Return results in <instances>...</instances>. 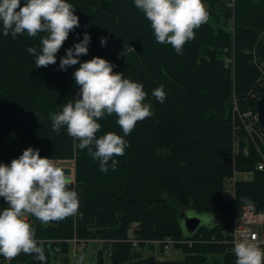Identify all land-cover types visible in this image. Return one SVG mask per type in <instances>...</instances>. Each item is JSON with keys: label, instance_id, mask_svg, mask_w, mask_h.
Wrapping results in <instances>:
<instances>
[{"label": "trees", "instance_id": "trees-1", "mask_svg": "<svg viewBox=\"0 0 264 264\" xmlns=\"http://www.w3.org/2000/svg\"><path fill=\"white\" fill-rule=\"evenodd\" d=\"M70 2L80 27L70 32L55 64L36 67L35 56L27 51L29 46L39 51L44 33L25 32L15 38L0 33V161L10 163L29 146L41 149L42 157H59V151L69 149L72 141L66 126L54 131L47 114L62 110L78 96L73 72L79 64L62 71L59 56L85 31L91 42L81 60L100 56L120 71L128 68L127 59L142 55L155 65L148 76L137 71L124 75L144 83L153 115L138 121L127 134L130 144L121 162L122 156L115 157L118 166L88 182L72 221L67 220L58 232L33 217L37 238L48 239L43 241L44 263L48 264L49 250L65 253L68 248L62 240L49 238L64 237L100 241L108 251V264H150V257L142 258L125 241L131 224L138 222L134 234L139 240L169 236L184 241L179 248L185 257L161 264H235L231 238L222 234L228 232L233 212L232 204L223 200L224 180L231 179L235 170L253 171L251 180L235 183V204L249 203L245 198H250L257 209H264V173L255 168L259 155L233 112L236 108L254 112L263 91L264 47L258 43L260 30L254 24L264 25V0H204L209 18L195 29V38L185 43L182 55L170 43L157 42L150 21L133 0ZM102 36L108 37L107 46L101 45ZM160 84L166 92L162 103L151 95ZM116 118L107 114L98 118L97 137L114 132L108 121ZM115 132L125 135L122 127ZM85 152L78 148L79 154ZM91 161L85 155L83 163ZM107 187L110 195L91 196ZM6 206L0 197V208ZM180 208L216 220L189 235L177 217ZM36 262L33 253L21 252L10 259L0 256V264Z\"/></svg>", "mask_w": 264, "mask_h": 264}, {"label": "clouds", "instance_id": "clouds-1", "mask_svg": "<svg viewBox=\"0 0 264 264\" xmlns=\"http://www.w3.org/2000/svg\"><path fill=\"white\" fill-rule=\"evenodd\" d=\"M145 14L159 43H170L182 55L187 41L195 38V29L206 22L209 12L204 0H133ZM70 0H0V33L15 38L17 34L40 36L39 51L27 48L35 56L36 67L55 64L58 53L71 31L80 27V18ZM79 36L80 34L77 33ZM91 35L85 31L82 39L65 49L59 56V68L67 71L79 64L73 72L78 96L63 104L62 110L52 114V129L59 132L66 126L70 136L78 139L79 149L87 148L99 168L107 172L118 166L116 156H122L130 142L125 138L137 122L153 115L151 101L144 83L114 71L117 65L106 58L88 54ZM108 37L100 43L107 46ZM161 103L166 99L164 85L151 92ZM115 112L124 136L107 132L97 137L101 128L98 118ZM94 146V147H93ZM41 149L29 146L10 163L0 161V197L7 206L0 208V256L10 259L21 252L33 253L34 259L46 260L43 241L38 239L28 214L43 222L60 220L75 214L80 196L68 185L73 178L67 169L50 157H42ZM111 160V164L108 162ZM251 203L250 198H245ZM235 264H264V248L240 238L233 241Z\"/></svg>", "mask_w": 264, "mask_h": 264}, {"label": "rangeland", "instance_id": "rangeland-1", "mask_svg": "<svg viewBox=\"0 0 264 264\" xmlns=\"http://www.w3.org/2000/svg\"><path fill=\"white\" fill-rule=\"evenodd\" d=\"M259 7V6H258ZM264 8V7H263ZM218 25H220L218 23ZM256 27L259 28V38L258 40H261L264 37V25L262 24H254ZM256 44V43H255ZM257 45V44H256ZM11 61L14 60L13 56L11 57ZM127 66L125 70H120L124 72V75H127L130 72H140L141 74H146L147 76L152 74V68L155 67V65L150 64L148 57L145 56L143 57L142 55H135L134 58L127 59ZM8 66L14 67V64H10L8 62ZM59 110L57 109L56 111L48 110L47 116L49 118L52 117V114L55 112H58ZM108 116H115L117 115L115 112L112 114H107ZM118 119V118H116ZM116 119H114L112 122H110L108 125L112 128V130L115 132L116 129L121 128V126L114 122ZM179 133L181 134L180 130H178ZM185 134V133H184ZM72 144H70L69 149L67 150H61L59 151V157H50L53 158L54 160L57 161V163L62 166L63 168H70L71 169V176L73 178V183L68 185L70 188H75L79 196L83 194V190L88 186V182L93 180V178H97L100 175H106L108 172H102L99 168V160L98 159H93L91 155H89L87 148L85 154H79L78 153V148L76 145L78 144V139L70 136ZM128 150V149H126ZM125 150V152H126ZM235 152H238V146H235ZM86 156H89L90 159L92 160L89 163H83V160ZM126 156V153L122 155L120 162L122 159H124ZM124 162V161H123ZM110 163V161L108 162ZM82 166V168H81ZM128 168H131L132 166L129 165L127 166ZM84 168V169H83ZM92 171L94 173H92ZM235 179H225L223 183V200L226 202H229L232 204V211L234 209H243L248 208L256 211H262L264 209L258 208L254 206L253 203H246L242 204L241 206H237L235 204V183L237 181L243 180V181H249L253 177V171H236L235 170ZM115 183V181H114ZM110 187H107L102 193L100 190L95 191L91 196L95 197H103L105 195H110ZM90 196V194H88ZM187 211L184 208H180L179 212H184ZM78 212V211H77ZM76 212V213H77ZM75 214L69 215L63 219L60 220H52L48 222H43L40 220V223L42 226H48L51 229L53 228L56 231H60L61 227L64 226V223L67 220L72 221V219L75 217ZM186 215H189V212H186ZM31 216V218H30ZM204 217V225H207V222L205 220L206 215H201ZM34 215L28 214V220L29 222L34 225ZM178 219L180 223L182 222V219L180 217V214H178ZM37 221V220H36ZM182 225V224H181ZM138 222H133L131 224V227L128 231V237L125 241H129L128 243L131 244L132 249L135 252H140L142 255V258H148L150 257L151 259L150 264H161L160 262H170V261H176V260H182L185 257L184 252L182 251L181 248H179V245H181L179 242L181 240L175 239L172 237H165L163 239H154V240H139L136 238L134 234V230L137 228ZM62 232V230H61ZM50 241L57 242L62 240L61 242L65 243L66 245L68 244L67 251L64 253L62 250H59L57 252H54L52 250L48 251V264H108V251L107 249L103 248V244L100 241H95V240H90L85 242L84 240L81 241H75L72 238H64L62 237L61 239L58 238H49ZM173 241L174 243L169 247L166 248L165 244H163V241ZM42 241H48L47 240H42ZM139 243L142 244L141 247H139ZM48 249H50L49 246H47ZM37 264H45L44 262H41L38 260L36 262Z\"/></svg>", "mask_w": 264, "mask_h": 264}, {"label": "built area", "instance_id": "built-area-1", "mask_svg": "<svg viewBox=\"0 0 264 264\" xmlns=\"http://www.w3.org/2000/svg\"><path fill=\"white\" fill-rule=\"evenodd\" d=\"M260 47H264V37L258 40ZM264 87V84H263ZM256 92L253 94L255 95ZM261 95V94H260ZM258 96L257 98H259ZM256 101V100H255ZM236 105V104H235ZM234 114L240 119L242 125L244 124L248 138L252 145L255 147L259 160L257 161L256 170L264 173V132L259 129L256 121V112L246 111L239 112L238 109L233 111ZM235 146L237 143L235 142ZM224 236L229 235L231 238L230 248L233 249V241L240 238L249 239L264 248V211H256L248 208L234 209L232 212V219L230 228L222 233ZM184 242L181 240L179 243ZM174 242L163 241L166 248H169Z\"/></svg>", "mask_w": 264, "mask_h": 264}, {"label": "water", "instance_id": "water-1", "mask_svg": "<svg viewBox=\"0 0 264 264\" xmlns=\"http://www.w3.org/2000/svg\"><path fill=\"white\" fill-rule=\"evenodd\" d=\"M254 105H255L257 124L264 132V87L260 97L256 99ZM65 169H67L66 171H69L71 173L70 168H65ZM186 212H189V215H186ZM179 214L182 219L181 226L186 234L191 235L195 233L198 229H200L202 226H204L203 223L204 217L201 215H206V214H197L196 212L191 210L179 212ZM205 220L207 222V225H210L216 220V218L210 215H206Z\"/></svg>", "mask_w": 264, "mask_h": 264}]
</instances>
